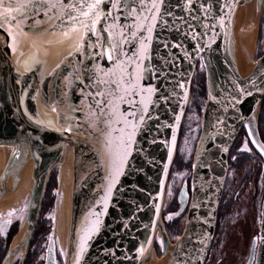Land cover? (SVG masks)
<instances>
[{
  "label": "water",
  "instance_id": "95a60500",
  "mask_svg": "<svg viewBox=\"0 0 264 264\" xmlns=\"http://www.w3.org/2000/svg\"><path fill=\"white\" fill-rule=\"evenodd\" d=\"M9 2L27 7L15 20L0 19V149L8 151L0 200L25 160L32 185L18 231L23 234L2 264L20 246L24 259L49 176L68 151L75 183L63 264H159L156 256L164 264H203L229 149L242 129L264 162L257 128L264 51L243 75L230 45L239 12L252 3L255 21L264 0H123L118 9L101 0L95 33L70 30L61 13L73 0ZM200 65L206 89L201 129L189 184L178 193L180 206L187 204L184 226L171 243L162 219L165 186ZM53 229L52 222L49 254ZM256 247L250 259L264 264V196Z\"/></svg>",
  "mask_w": 264,
  "mask_h": 264
},
{
  "label": "flooded vegetation",
  "instance_id": "af4514ba",
  "mask_svg": "<svg viewBox=\"0 0 264 264\" xmlns=\"http://www.w3.org/2000/svg\"><path fill=\"white\" fill-rule=\"evenodd\" d=\"M263 107L264 97L261 104L262 109L260 108L257 117L258 134L261 141L264 143V113H262ZM245 148L247 150H244ZM227 163V171L229 167H232L235 172L238 171V175L235 176L236 180L232 179V182L230 184L236 186L237 192L241 193L240 196L238 193H232L230 196L226 194V188L229 184L228 173L226 171V177L218 204L214 237L203 264H255L254 256L252 260L250 259V257L252 256V254L255 255L256 253L258 236L256 233L252 235L250 233L253 231V229L258 228V225L260 226L261 205L264 196V162L259 151L254 146L252 140L244 129L239 132L238 136L232 143L229 149ZM245 170H247V174L244 180L243 171ZM178 193L176 197V202L178 203V205L174 210L167 211L165 215L166 219L170 220L172 218H175L176 216H179L183 212V209L187 208V204H185L183 207L180 206V203L178 201ZM41 203L42 207L43 202ZM233 205H235L236 207H240L242 205L246 206L244 212H238L237 219L240 220V222H236L231 228L232 230L236 226L237 230H232L231 234L232 236L239 235L241 243L239 248L235 247V258H233V256H220L221 251L216 249V246L214 245L217 234H221L222 231H225L226 223L223 225L221 219L232 210ZM24 212V210L20 209L17 213H14L10 216L0 215V264H2L4 256L9 249L10 244L12 243L16 233H18L20 225H22L20 224V221L22 219V216L24 215ZM220 226L221 229L219 231ZM50 232L51 225L48 226L45 222L39 220L38 217L32 236L30 237L24 259L22 261L20 260L23 254V247L20 246L15 250L13 256L7 264H63V258L57 251L55 239H53L52 243L53 252L52 254H49ZM249 234L251 236H249ZM220 237L221 236L218 237V240L220 239ZM247 241L249 243V250L247 253V257L244 258L243 255L246 249L245 247L248 246ZM220 244L221 242L219 243V246ZM238 252L239 254H237Z\"/></svg>",
  "mask_w": 264,
  "mask_h": 264
},
{
  "label": "rangeland",
  "instance_id": "374dc122",
  "mask_svg": "<svg viewBox=\"0 0 264 264\" xmlns=\"http://www.w3.org/2000/svg\"><path fill=\"white\" fill-rule=\"evenodd\" d=\"M252 22L253 24H256L255 25L256 34H255L254 46H253L254 53L252 55L253 60H255L259 55H261L262 51L264 50V3L262 6V10L259 14V17L256 18L255 21L253 17ZM205 98H206L205 76H204V70L200 65L196 67L191 80L189 99L180 125L181 129L179 130L180 134L178 136L176 153L172 165L170 167L168 179L165 186V193H164V199L162 205V219L164 220L163 222H164L165 231L171 243H173L176 240V238L183 229L185 222L186 208L183 209V212L179 216H176L175 218H172L170 220L166 219L165 215L167 211L174 210L177 207L178 203L176 202V197L182 183L186 181L189 184L192 161L195 153L196 144L200 135L202 108L205 102ZM262 113H264V107ZM227 173H228L229 184L226 188V194L230 196L232 193L233 194L238 193L237 187L234 186L233 184H230L232 182V179L236 180L235 176L238 175V171L235 172L232 167H229ZM246 174H247V170L243 171L244 180L246 178ZM57 175H58V170L55 168L51 172L48 182L46 184V188L42 198L43 205L41 207L38 216L39 220H42L48 226L50 225L52 226L53 215L51 214V212L55 201ZM240 193L241 192L238 193L239 196ZM26 208H27V204L25 205L24 208L25 212L24 215L22 216L20 224H22L25 221ZM245 209H246L245 205H242L240 207H236L235 205H233L232 210L228 214H226L225 217L221 219L223 225L226 223L225 231L224 232L222 231L221 234L219 233L217 234L214 243L216 249L221 251L220 256L223 257L233 256V258H235V247L239 248L241 243H240L239 235L232 236L231 234L232 230L234 229L237 230L236 226L232 230L231 228L234 226L236 222H240V220L237 219L238 212H244ZM220 229L221 226L219 227V231ZM255 233L257 234V236L259 235V225L258 228L253 229V231L250 234L252 235ZM17 234L18 233H16L14 239L17 237ZM250 234L249 236H251ZM219 236L221 237L218 240ZM249 236H248V241H249ZM220 242L221 244L219 246ZM155 246H156L155 251L156 254L158 255L161 252V245L157 244ZM245 248L246 249L243 255L244 258L247 257V253L249 250V243L248 246ZM237 254H239V252Z\"/></svg>",
  "mask_w": 264,
  "mask_h": 264
},
{
  "label": "bare ground",
  "instance_id": "6f19581e",
  "mask_svg": "<svg viewBox=\"0 0 264 264\" xmlns=\"http://www.w3.org/2000/svg\"><path fill=\"white\" fill-rule=\"evenodd\" d=\"M242 14L237 19L235 26L231 31L230 45L234 53L239 71L241 74H246L252 67L254 53V39L256 34V24H253V5L247 4L241 11ZM8 151L0 149V168L7 158ZM18 167L17 175L9 187L6 195L0 200L2 207L0 208L1 216H10L17 213L20 209L24 210L32 185L30 174V163L25 160ZM57 186L55 195L57 202L53 205L51 214L53 222V236L57 251L60 256L65 258L67 233L70 218L71 195L73 185L75 183V169L73 154L68 151L63 162L58 166ZM56 184V183H55ZM11 214V215H12ZM23 230L17 235L14 243L19 242ZM160 244L159 235L156 232L155 245ZM154 245V247H156ZM159 257V254H158ZM159 264H164L165 260L162 258H155Z\"/></svg>",
  "mask_w": 264,
  "mask_h": 264
},
{
  "label": "snow or ice",
  "instance_id": "6c2138e0",
  "mask_svg": "<svg viewBox=\"0 0 264 264\" xmlns=\"http://www.w3.org/2000/svg\"><path fill=\"white\" fill-rule=\"evenodd\" d=\"M112 2H113V7L118 9L120 4L123 3V0H112ZM29 3L31 4L32 0H29ZM100 3H101V0H93L92 3H88L87 0H73V3L70 5L71 10L62 12L61 16L67 17L71 25V28H70L71 31H77L78 28L82 27L85 29L86 32L95 33L96 29L94 28V25L99 23V16L101 15V13L97 11ZM26 7L27 5H23L20 7H13L12 4L9 2V0H0V9H3L2 11H0V19L15 20L18 15L25 12ZM53 7H55V5H53ZM153 7H158V6L154 4ZM73 11L77 12V15H72ZM133 11H135V9H133ZM111 14H112L111 12L108 13V15H111ZM64 35L65 36L68 35V30H65ZM132 35L135 36L136 33L133 32ZM80 39L83 40V33H81ZM116 47H118V45L111 48V54L109 55V59H113V54L116 51ZM79 48H80V45L78 44L77 50H79ZM147 91H152V90L148 89ZM126 92L129 95L131 94V92L128 90H126ZM120 99H123V97H121ZM101 111L103 112V108L101 109ZM130 115H135V113H130ZM108 135H111V133L109 132ZM244 150H247V149L245 148ZM11 214L12 213L10 212L9 215ZM5 223H10V222H5ZM87 239H88V236H85L84 238H82L81 246H80L81 253H83V251H85L86 249Z\"/></svg>",
  "mask_w": 264,
  "mask_h": 264
}]
</instances>
